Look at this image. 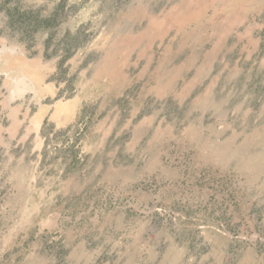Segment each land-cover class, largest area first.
Masks as SVG:
<instances>
[{
	"label": "rangeland",
	"instance_id": "1",
	"mask_svg": "<svg viewBox=\"0 0 264 264\" xmlns=\"http://www.w3.org/2000/svg\"><path fill=\"white\" fill-rule=\"evenodd\" d=\"M0 264H264V0H0Z\"/></svg>",
	"mask_w": 264,
	"mask_h": 264
},
{
	"label": "crops",
	"instance_id": "2",
	"mask_svg": "<svg viewBox=\"0 0 264 264\" xmlns=\"http://www.w3.org/2000/svg\"><path fill=\"white\" fill-rule=\"evenodd\" d=\"M31 83L33 85H35L34 82H31ZM17 98H18V96H16L14 100H11V102H14ZM72 102H76V100L73 98L72 100L66 101V102H63L62 100L55 101L54 104L52 105V107L51 108H48V110L46 112H44V113H46L45 116H44V119H45V117H47L48 113H49V116H53V113L55 111L54 108H56V110L58 108L56 104H58V105L62 104L63 110H66V107L65 106L69 107L68 109H71L70 112H69V114L71 113L69 115V118L72 117L73 116V113H76L77 112V105L76 104H73ZM41 114H42V112H41ZM61 116L62 117H59V118L62 119L63 118V115H61ZM59 118H55V120H53L55 123H57L56 124L57 126H58V124L60 125L63 122L61 120L58 121ZM56 121H58V122H56Z\"/></svg>",
	"mask_w": 264,
	"mask_h": 264
}]
</instances>
